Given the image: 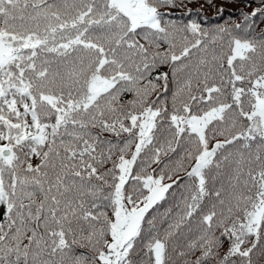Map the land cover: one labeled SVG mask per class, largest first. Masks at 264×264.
Instances as JSON below:
<instances>
[{"label":"snow or ice","instance_id":"snow-or-ice-1","mask_svg":"<svg viewBox=\"0 0 264 264\" xmlns=\"http://www.w3.org/2000/svg\"><path fill=\"white\" fill-rule=\"evenodd\" d=\"M174 6L0 0V264L264 261V32Z\"/></svg>","mask_w":264,"mask_h":264},{"label":"trees","instance_id":"trees-1","mask_svg":"<svg viewBox=\"0 0 264 264\" xmlns=\"http://www.w3.org/2000/svg\"><path fill=\"white\" fill-rule=\"evenodd\" d=\"M162 11L168 13V18L178 24L195 22L209 32H215L219 28L235 29L237 24L251 27L253 37H258L264 32V0H175L174 7H166ZM253 12L257 13L255 17L251 15ZM243 34L244 32H241V35ZM170 191L178 196L180 190L174 188ZM171 200L172 197L169 196L167 201H162L157 206L161 214L170 207ZM258 256L257 253L254 259ZM261 264H264V261Z\"/></svg>","mask_w":264,"mask_h":264}]
</instances>
